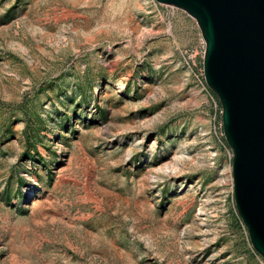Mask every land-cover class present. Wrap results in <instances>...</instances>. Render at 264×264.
Returning <instances> with one entry per match:
<instances>
[{
    "label": "rangeland",
    "instance_id": "1",
    "mask_svg": "<svg viewBox=\"0 0 264 264\" xmlns=\"http://www.w3.org/2000/svg\"><path fill=\"white\" fill-rule=\"evenodd\" d=\"M194 17L0 0V264H264Z\"/></svg>",
    "mask_w": 264,
    "mask_h": 264
},
{
    "label": "water",
    "instance_id": "2",
    "mask_svg": "<svg viewBox=\"0 0 264 264\" xmlns=\"http://www.w3.org/2000/svg\"><path fill=\"white\" fill-rule=\"evenodd\" d=\"M155 1L185 10L201 29L204 80L232 150L235 206L264 258V0Z\"/></svg>",
    "mask_w": 264,
    "mask_h": 264
},
{
    "label": "built area",
    "instance_id": "3",
    "mask_svg": "<svg viewBox=\"0 0 264 264\" xmlns=\"http://www.w3.org/2000/svg\"><path fill=\"white\" fill-rule=\"evenodd\" d=\"M202 75H204V74H203V71H202Z\"/></svg>",
    "mask_w": 264,
    "mask_h": 264
}]
</instances>
